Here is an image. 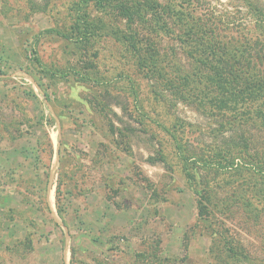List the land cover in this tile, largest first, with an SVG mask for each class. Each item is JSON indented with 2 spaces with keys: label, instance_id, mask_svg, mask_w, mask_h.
Segmentation results:
<instances>
[{
  "label": "rangeland",
  "instance_id": "1",
  "mask_svg": "<svg viewBox=\"0 0 264 264\" xmlns=\"http://www.w3.org/2000/svg\"><path fill=\"white\" fill-rule=\"evenodd\" d=\"M77 2L0 0V264H231L221 234L243 245L239 264H264V209L236 189L243 176H208L224 190L212 193L207 222L198 218L169 132L189 125L185 139L207 143L209 120L183 104L168 111L150 92L120 21L106 18L87 52L46 32L68 30ZM236 5L188 7L218 29L237 19ZM160 37V52L184 65Z\"/></svg>",
  "mask_w": 264,
  "mask_h": 264
},
{
  "label": "trees",
  "instance_id": "2",
  "mask_svg": "<svg viewBox=\"0 0 264 264\" xmlns=\"http://www.w3.org/2000/svg\"><path fill=\"white\" fill-rule=\"evenodd\" d=\"M235 1L237 19L216 29L212 16L198 17L195 10H189L190 0H79L71 7L68 30L46 31L87 52L106 18L120 21V39L136 69L150 82V92L168 111L183 104L208 118L207 143L199 140V134L192 141L185 139L189 125L180 124L169 132L177 156L195 184L197 216L204 224L212 193L224 190L220 183L209 181L212 174L219 175V180L243 176L245 181L238 182L236 189L243 193L249 189L245 202L258 212L264 209V1ZM93 11L100 15L93 16ZM231 31L239 32L238 36L232 37ZM153 34L171 39L173 54L185 58L184 65L176 56L168 60L153 42ZM93 68L91 63L87 65L88 71ZM75 74L83 82H101L96 73ZM247 175L252 176V183ZM221 245L231 264L246 260L238 240L221 234Z\"/></svg>",
  "mask_w": 264,
  "mask_h": 264
}]
</instances>
